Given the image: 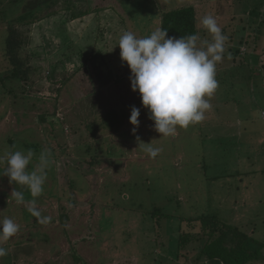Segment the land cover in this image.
I'll list each match as a JSON object with an SVG mask.
<instances>
[{"label":"rangeland","instance_id":"374dc122","mask_svg":"<svg viewBox=\"0 0 264 264\" xmlns=\"http://www.w3.org/2000/svg\"><path fill=\"white\" fill-rule=\"evenodd\" d=\"M191 6L201 38L211 39L200 24L206 14L228 36L217 64L219 86L205 113L211 117L161 137L131 89L118 42L125 31L149 35L161 28L164 12ZM102 8L107 11L98 13ZM260 12L264 0H0V155L32 149L31 169L41 151L50 152L38 207L52 218L42 225L25 205L8 201L16 187L32 197L5 180L10 186H0V212L5 208L20 230L2 245L8 255L0 264H203L202 242L178 248L179 236L202 235L188 221L204 215L264 243V145L256 172L240 176L246 150L237 124L227 126L239 116L248 134L241 142H264L258 138L264 130ZM25 14L30 18L20 23ZM13 24L26 81L11 78L14 64L6 57ZM132 106L140 109L135 133ZM140 142L161 151L150 157ZM57 194L60 199L51 198ZM260 256L252 264H264V249Z\"/></svg>","mask_w":264,"mask_h":264},{"label":"clouds","instance_id":"9594fccd","mask_svg":"<svg viewBox=\"0 0 264 264\" xmlns=\"http://www.w3.org/2000/svg\"><path fill=\"white\" fill-rule=\"evenodd\" d=\"M200 24L211 39L201 38L198 33L176 38L162 28L143 37L125 31L119 38L121 61L131 73V89L139 93L142 106L148 110V118L161 137H174L178 128L187 129L202 122L212 108L210 98L219 86L217 64L224 57L228 36L212 14L204 15ZM139 116L140 109L132 106L129 122L133 133L139 127ZM139 148L150 157L161 151L152 142H140ZM34 155L32 149L5 152L0 155V164L5 165L0 175H6L10 183L27 190L31 200H26L25 192L17 187L10 196L17 204L25 205L38 223L47 225L52 218L42 214L38 198L44 192L50 152L41 151L38 163L30 169ZM19 230L20 225L14 219H0V258L8 255L2 245Z\"/></svg>","mask_w":264,"mask_h":264},{"label":"trees","instance_id":"16d2710c","mask_svg":"<svg viewBox=\"0 0 264 264\" xmlns=\"http://www.w3.org/2000/svg\"><path fill=\"white\" fill-rule=\"evenodd\" d=\"M55 1L56 3L58 2V0ZM80 16L82 14L74 18H80ZM198 17V11L193 6L164 12L161 16V28L167 30L169 36H175L176 38L197 33L202 36L203 32L200 29ZM29 18L28 14L23 15L20 18V23L25 24V21ZM263 18L264 14L260 12V34H262L264 27ZM8 31L6 57L10 61L12 60V63L15 65H13L14 74L11 78L26 81L27 77L25 78L21 74L24 63L20 56V51L23 47L20 31L15 28L14 24ZM30 71L28 72L30 73ZM28 72H25V75ZM53 196L57 197L59 194ZM63 216L65 217L66 215L64 214ZM188 223L191 228H194L193 226L196 225L200 226L202 235L184 234L179 236V252L186 250L190 243H196L194 241L198 240L203 243L201 254L198 258L200 262L210 264H252L260 260L264 243L257 241L251 234L240 230L238 227L224 224L218 218L209 215L191 219Z\"/></svg>","mask_w":264,"mask_h":264},{"label":"crops","instance_id":"0c3cea01","mask_svg":"<svg viewBox=\"0 0 264 264\" xmlns=\"http://www.w3.org/2000/svg\"><path fill=\"white\" fill-rule=\"evenodd\" d=\"M101 10H103L104 12H106L107 10L106 9H100L99 11H98V13H100V11ZM110 9H108V11H109ZM113 10V9H112ZM102 11V12H103ZM161 19V16L159 17V20ZM123 23V22H122ZM258 87H260L261 85L259 84V85H257ZM260 91H261V95H262V100L264 101V92H262V87H261V89H260ZM214 95H215V93H214ZM262 112H264V111H262ZM263 114V113H262ZM212 115V114H211ZM205 117H211L210 116V113L208 112L207 114H205ZM261 117H262V115H261ZM212 119H214V114H213V118ZM229 120V119H228ZM249 120H253L252 118H249ZM263 121H264V118H263ZM4 122V120H1V122H0V124L1 123H3ZM235 124H237V126H238V131H239V136H238V140H239V142H240V150L242 149V147H243V149H245L246 151L244 152V154L242 155V159H239V161H238V165L239 166H243L244 167V169L243 170H241L240 171V176H242V175H244V176H248L249 174H252V173H255L256 171H255V169L257 168V166H259L258 164H259V161H258V155L260 154V148L259 147H261V145H264V142L262 143H258L257 142V138H254V137H249L247 140H246V144L244 145V143H242L241 142V140H242V133L243 134H246L245 133V127H244V122H242L241 121V118L238 116L237 117V122L236 123H234L233 121H228L227 122V126H231V127H235ZM256 129H259V128H256ZM253 131H256V132H254V133H256L257 134V130H252V132ZM246 135H248V134H246ZM260 135H261V137L259 136L258 138L260 139L261 138V140L263 139V141H264V130H261L260 131ZM255 140H256V142H255ZM242 146V147H241ZM1 147V146H0ZM33 162H35V159H33L32 160ZM248 166H251L250 167V169H248ZM30 168V167H29ZM9 178L6 176V175H4V178H1L0 179V186H2V187H4V188H9V186L10 185H8L7 183H5L6 181L5 180H8ZM240 181L242 182V180L240 179ZM46 197V196H45ZM51 198H56V196H51ZM57 198L58 199H60V196H57ZM3 199H4V197H3ZM10 199H12V197H9L7 200L9 201ZM5 200V199H4ZM61 200H62V197H61ZM0 205L2 206V207H4L3 206V203H1V201H0ZM17 206H18V208H20V209H23V207H24V205L22 206V204H17ZM5 209V208H4ZM4 209L0 212V214H1V217H5V215H7L8 213H5L4 212ZM42 212V211H41ZM2 213H3V216H2ZM12 219H15V217L14 218H12ZM14 237H12V239H13ZM7 242H9V241H7ZM7 242H5V243H7ZM4 246H6V245H4ZM26 256H29V255H21V258L22 259H24Z\"/></svg>","mask_w":264,"mask_h":264},{"label":"bare ground","instance_id":"6f19581e","mask_svg":"<svg viewBox=\"0 0 264 264\" xmlns=\"http://www.w3.org/2000/svg\"><path fill=\"white\" fill-rule=\"evenodd\" d=\"M85 262V261H84Z\"/></svg>","mask_w":264,"mask_h":264}]
</instances>
